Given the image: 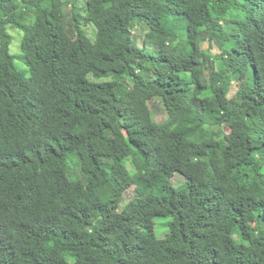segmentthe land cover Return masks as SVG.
I'll list each match as a JSON object with an SVG mask.
<instances>
[{
	"label": "trees",
	"instance_id": "16d2710c",
	"mask_svg": "<svg viewBox=\"0 0 264 264\" xmlns=\"http://www.w3.org/2000/svg\"><path fill=\"white\" fill-rule=\"evenodd\" d=\"M87 1L96 22L79 0H0V264H264V0ZM93 61L123 68L92 80ZM235 73L250 79L242 102L227 96ZM137 181L148 192L118 209Z\"/></svg>",
	"mask_w": 264,
	"mask_h": 264
},
{
	"label": "rangeland",
	"instance_id": "374dc122",
	"mask_svg": "<svg viewBox=\"0 0 264 264\" xmlns=\"http://www.w3.org/2000/svg\"><path fill=\"white\" fill-rule=\"evenodd\" d=\"M79 3L85 4L94 22H96L100 18V14H101L100 7L95 8L94 6L90 5L87 0H79ZM162 24L167 32L174 34L176 36H185V30L182 26V19L180 17L169 16V15L164 16L162 19ZM88 28H89V32H91L90 29H92V27L89 26ZM224 29L226 30L227 33L228 27L224 26ZM148 30H149L148 27L143 22H136L131 28L132 41L137 48H142L144 36L148 32ZM9 32L12 35L11 50L13 53L17 54L20 51V40H21L22 32L17 28H9ZM200 46L202 52L210 57H213L220 52L218 44L211 43L208 40L202 41ZM16 63L20 69L25 68V65L23 64L22 61L16 60ZM91 66L94 72L101 74V76H97L95 73L90 74L92 80L110 79L111 77L110 75L112 72L120 71L123 68L122 65L118 62H103V61H93ZM249 80L250 79L247 76H243L242 78H239L238 73L232 75V78L230 80V85L227 91L228 98L236 102L244 101L249 95ZM149 107L151 109L150 115H151L152 124L157 127L166 117L160 99L159 98L152 99L149 102ZM198 117H199L198 113H187L181 116L179 122L180 123L190 122ZM206 128L208 131H213L214 135L217 138L223 139L224 131L226 130L225 126L220 127V125H218L216 127H213L206 125ZM53 167L58 182L63 183L66 180L67 176L62 167V161L60 159L54 158ZM184 181H185L184 177L178 172H174V174L170 177V182L172 186L175 188L180 187L184 183ZM146 192H148V188L145 182L142 181L135 182L125 191L118 209H121L125 205V203H127L130 199L138 195L145 194ZM169 220H170L169 216L156 217L154 219L153 233L156 237L163 238L165 236L168 230L167 225ZM236 240L238 242H243V240L240 238H236ZM53 243L57 244L60 248H64V246H62L59 243V241H54ZM69 261H72L71 257Z\"/></svg>",
	"mask_w": 264,
	"mask_h": 264
}]
</instances>
